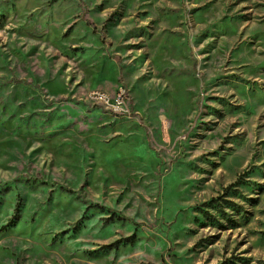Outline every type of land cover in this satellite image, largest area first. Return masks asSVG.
Returning a JSON list of instances; mask_svg holds the SVG:
<instances>
[{
	"label": "rangeland",
	"instance_id": "rangeland-1",
	"mask_svg": "<svg viewBox=\"0 0 264 264\" xmlns=\"http://www.w3.org/2000/svg\"><path fill=\"white\" fill-rule=\"evenodd\" d=\"M0 264H264V0H0Z\"/></svg>",
	"mask_w": 264,
	"mask_h": 264
},
{
	"label": "built area",
	"instance_id": "built-area-1",
	"mask_svg": "<svg viewBox=\"0 0 264 264\" xmlns=\"http://www.w3.org/2000/svg\"><path fill=\"white\" fill-rule=\"evenodd\" d=\"M95 108H100L113 116L136 119V111L131 103V96L125 85H120L114 94L96 90L86 97Z\"/></svg>",
	"mask_w": 264,
	"mask_h": 264
},
{
	"label": "trees",
	"instance_id": "trees-1",
	"mask_svg": "<svg viewBox=\"0 0 264 264\" xmlns=\"http://www.w3.org/2000/svg\"><path fill=\"white\" fill-rule=\"evenodd\" d=\"M100 208H102V207H100ZM107 211L109 212V214H111V217H110L111 219H116L118 221H127L128 220V218L126 216H124L123 214H121V213H119L113 209L107 208ZM122 242H123V240L117 241V242L109 245L108 247H116L117 245H119Z\"/></svg>",
	"mask_w": 264,
	"mask_h": 264
},
{
	"label": "crops",
	"instance_id": "crops-1",
	"mask_svg": "<svg viewBox=\"0 0 264 264\" xmlns=\"http://www.w3.org/2000/svg\"><path fill=\"white\" fill-rule=\"evenodd\" d=\"M117 88H118V87H117ZM117 88H116L114 91H110L109 93L114 94V93L116 92ZM128 90H129V89H128ZM129 92H130V91H129ZM130 96H131V93H130ZM86 97H87V96H86ZM85 103H86L87 105L91 106L92 108H95V107L91 104V102L87 100V98H85ZM131 103H132V106H133V108H134L135 106H134V104H133L132 98H131ZM95 109H97V110H99V111H101V112H103V113H106L107 115L113 116V115H111L110 113H107V112H105L104 110H102V109H100V108H95ZM113 117L116 118V116H113ZM117 118H122V117H117Z\"/></svg>",
	"mask_w": 264,
	"mask_h": 264
},
{
	"label": "bare ground",
	"instance_id": "bare-ground-1",
	"mask_svg": "<svg viewBox=\"0 0 264 264\" xmlns=\"http://www.w3.org/2000/svg\"><path fill=\"white\" fill-rule=\"evenodd\" d=\"M87 96H90V93H89ZM116 117H120V116H116ZM122 118H123V117H122Z\"/></svg>",
	"mask_w": 264,
	"mask_h": 264
}]
</instances>
